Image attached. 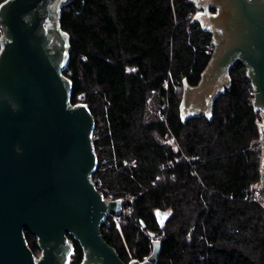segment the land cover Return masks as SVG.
I'll list each match as a JSON object with an SVG mask.
<instances>
[{"label": "trees", "instance_id": "16d2710c", "mask_svg": "<svg viewBox=\"0 0 264 264\" xmlns=\"http://www.w3.org/2000/svg\"><path fill=\"white\" fill-rule=\"evenodd\" d=\"M198 12L190 0H71L61 10L71 102L86 104L96 124L93 180L131 210L102 226L126 264L144 261L154 239L159 264H264V208L252 191L263 170L261 118L247 69H233L212 121L181 118L184 81L198 86L214 53L213 34L193 21ZM156 210L172 212L163 230ZM72 258H84L77 240Z\"/></svg>", "mask_w": 264, "mask_h": 264}, {"label": "water", "instance_id": "95a60500", "mask_svg": "<svg viewBox=\"0 0 264 264\" xmlns=\"http://www.w3.org/2000/svg\"><path fill=\"white\" fill-rule=\"evenodd\" d=\"M71 0H7L0 6V264H69L67 235L82 246L81 264H126L104 240L109 215L124 202L96 187V128L86 104L73 105L65 70L71 47L61 10ZM194 22L214 36V53L198 86L184 81L180 113L213 120L215 102L232 86V71L247 69L253 105L261 112L264 196V0H190ZM161 230L170 211H155ZM38 240L41 255L26 241ZM128 264H159L162 242Z\"/></svg>", "mask_w": 264, "mask_h": 264}, {"label": "built area", "instance_id": "2783aa9c", "mask_svg": "<svg viewBox=\"0 0 264 264\" xmlns=\"http://www.w3.org/2000/svg\"><path fill=\"white\" fill-rule=\"evenodd\" d=\"M253 95H254V93H253ZM159 115H161L160 111H159ZM259 115H260V118H261V121H260V123H261L262 120H263V115H262L261 112H259ZM164 142L167 143L168 145H171L174 148V150H178V145L175 143V139L173 137H169V136L166 137ZM258 143H259L258 148L260 149L261 155H262L263 143L261 142V140H259ZM252 191H253V194H254V196H253L254 200L256 202H258L264 208V196H263V193H262L261 182L253 184L252 185ZM125 215H128V216L131 215V210L129 208H126V209L123 208V212H122V214L120 216L109 215L107 218H112L114 221H118Z\"/></svg>", "mask_w": 264, "mask_h": 264}, {"label": "flooded vegetation", "instance_id": "af4514ba", "mask_svg": "<svg viewBox=\"0 0 264 264\" xmlns=\"http://www.w3.org/2000/svg\"><path fill=\"white\" fill-rule=\"evenodd\" d=\"M67 236H69V241H70V243L73 245V248H75V241H76V239H75L74 237L70 236V235H67ZM72 257H73V255H72L71 258H70V262H69V264H72L73 261H74V259H73ZM82 261H83V260H82ZM81 263H82V262H81Z\"/></svg>", "mask_w": 264, "mask_h": 264}]
</instances>
